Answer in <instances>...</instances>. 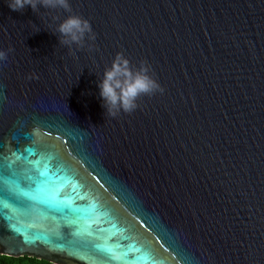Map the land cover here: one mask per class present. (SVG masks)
Segmentation results:
<instances>
[{"label":"water","instance_id":"obj_1","mask_svg":"<svg viewBox=\"0 0 264 264\" xmlns=\"http://www.w3.org/2000/svg\"><path fill=\"white\" fill-rule=\"evenodd\" d=\"M70 5L14 11L0 0V164L42 169L51 153L62 198L87 193L72 204L93 211L74 235L59 214L26 220L0 204V256L264 264V0ZM69 14L87 19L95 39L59 43ZM117 53L145 62L159 88L110 116L97 81ZM19 179L0 167V187Z\"/></svg>","mask_w":264,"mask_h":264},{"label":"clouds","instance_id":"obj_2","mask_svg":"<svg viewBox=\"0 0 264 264\" xmlns=\"http://www.w3.org/2000/svg\"><path fill=\"white\" fill-rule=\"evenodd\" d=\"M8 6L14 11H23L26 7L36 11L43 7L62 8L71 13L70 0H8ZM55 33H58L59 43L69 48L72 45L83 47L86 41L95 39L90 22L75 14H69L61 20L56 25ZM5 57L6 53L0 50V60ZM149 71L145 62L136 67L122 53H117L97 81L102 106L110 116H115L121 111H133L140 95L152 93L159 88ZM112 259L119 264L122 256L114 251Z\"/></svg>","mask_w":264,"mask_h":264},{"label":"snow or ice","instance_id":"obj_3","mask_svg":"<svg viewBox=\"0 0 264 264\" xmlns=\"http://www.w3.org/2000/svg\"><path fill=\"white\" fill-rule=\"evenodd\" d=\"M29 138L31 136L29 135ZM28 151H34L28 149ZM13 155H16L13 153ZM44 166L41 169L39 161L32 162L27 161L26 165L17 169L14 166V162L8 161L7 157H4L5 161L0 164V167H5L12 170V175L17 176L20 179L13 182L12 186L8 187L5 181V186L0 187V204H3L4 208H8V201H11L12 208L20 214L24 219H29L33 212H37L42 216L49 218H57L58 220L74 229L73 234H79L80 222L82 219L89 216L93 209H90L87 205L73 206V200H85L87 193H80L75 191L73 196H65L62 198L61 189L63 185H56L52 182V177L56 175L53 172L49 174L51 168V161L54 159L51 153H45ZM17 159H21V156L17 155ZM58 171H63L62 167H58ZM105 217L110 221V209L104 206L101 209ZM32 226L29 225L27 230ZM18 231V230H17ZM59 235V233H57ZM94 247L99 248V245ZM106 253H110L111 249H102ZM127 255V252L124 254ZM124 259V256H122ZM112 255L107 257L104 264H110Z\"/></svg>","mask_w":264,"mask_h":264},{"label":"trees","instance_id":"obj_4","mask_svg":"<svg viewBox=\"0 0 264 264\" xmlns=\"http://www.w3.org/2000/svg\"><path fill=\"white\" fill-rule=\"evenodd\" d=\"M0 264H52V263H49L44 260H38L35 258H29V257L13 258V257L0 256Z\"/></svg>","mask_w":264,"mask_h":264}]
</instances>
